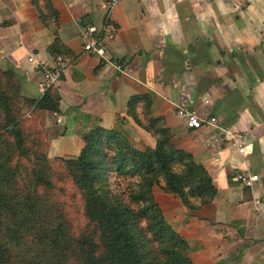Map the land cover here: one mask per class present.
<instances>
[{"label":"crops","instance_id":"crops-1","mask_svg":"<svg viewBox=\"0 0 264 264\" xmlns=\"http://www.w3.org/2000/svg\"><path fill=\"white\" fill-rule=\"evenodd\" d=\"M48 1L56 29L31 0H0V25L11 22L0 26V69L14 72L23 96L39 98L55 41L69 64L54 87L58 112L43 125L47 157L77 159L96 129L154 150L155 139L132 118L143 108L216 190L208 204L180 208V236L195 264H264V0H120L110 17V64L84 53L78 38V20L101 27L107 0ZM178 108L215 117L218 126L188 130ZM240 145H251V154H240ZM238 173L260 182L245 188Z\"/></svg>","mask_w":264,"mask_h":264},{"label":"rangeland","instance_id":"rangeland-1","mask_svg":"<svg viewBox=\"0 0 264 264\" xmlns=\"http://www.w3.org/2000/svg\"><path fill=\"white\" fill-rule=\"evenodd\" d=\"M39 1L42 2L43 24L56 29L55 13L46 5L45 0ZM4 80L8 79L5 77ZM15 80L20 84L18 77L15 76ZM8 92L10 106L8 117L15 121L22 145L20 149L16 148L19 140L9 133V120L0 109V192L17 196L19 199L14 201V204H18L19 208H16V211L13 209L14 214L23 212L28 216L22 217L21 221L24 224L16 228L17 220L9 218L11 207L0 212V264H82L81 244L89 241L97 243L99 236L85 214L83 193L74 184L68 167L63 162L68 159L60 158L59 161L48 158L44 155L45 144L44 146L42 143L41 146L39 144L41 136L43 137V125L46 120L52 121V112L35 110L27 102L35 99L23 96L21 86L20 91L9 87ZM51 95L56 96L55 90H52ZM137 114L135 118L142 126H148L153 132L160 130L159 123L155 125L146 110L139 108ZM169 133L170 144L175 147L176 139ZM124 139L126 144L133 148V141ZM236 141L238 139H232L233 144H236ZM103 143L102 150L111 160L116 154V148ZM235 147H238L237 144ZM133 149L141 153L147 151ZM171 168L180 177H185L186 168L182 163L174 161ZM37 171L40 179L41 177L43 179L41 182L36 181L34 172ZM148 176L149 179H153L151 175L145 177ZM153 181L149 195L160 212L165 228L169 231L158 225L155 227V220L151 224L153 232L148 231L149 222L141 216L137 224L146 237L150 256L155 257L158 264H169L170 259L163 254V249L169 246L175 251H180V246L174 244L170 236L175 234L182 238L180 208L187 207L178 195L167 191L163 175L158 174L157 180ZM194 187L192 180L185 177L184 197L191 206L200 203V199L194 193ZM106 191L115 202L126 205L137 214L149 211L150 201L147 203L141 201V198L148 197L146 182L141 179V174L132 171L130 167H123L121 172L114 170L110 172L106 178ZM147 217H152V214H147ZM9 229L13 232H9ZM155 232L156 236L153 235ZM186 254L191 264H195L192 253L190 254L189 243Z\"/></svg>","mask_w":264,"mask_h":264},{"label":"trees","instance_id":"trees-1","mask_svg":"<svg viewBox=\"0 0 264 264\" xmlns=\"http://www.w3.org/2000/svg\"><path fill=\"white\" fill-rule=\"evenodd\" d=\"M45 1L46 5L55 13L50 2L48 0ZM31 3L43 23L42 2L39 0H31ZM0 26L9 27L11 26V22H3ZM60 49L58 42L55 41L51 47V51L55 56H62ZM15 76L11 70L2 71L0 69V109L4 111L5 116L9 120L8 125L10 124V126L8 131L14 138L19 140L16 148L20 149L22 145L20 132L17 129V125L14 124L15 121L8 117L10 113L8 88H16L20 91L21 86L15 80ZM5 77L8 80H4ZM52 90H55V88H50L42 97L36 100H27V102L35 110L56 113L58 112L59 96L56 90V96H52ZM135 117L132 116L135 124L155 139L156 147L154 150H147L141 153L129 147L125 139L119 134L113 131L96 129L85 136L84 148L77 159L63 161L68 167V173L74 184L83 193L85 214L95 226L99 236L97 243L89 241L81 244L80 253L82 264H158L157 259L148 253L146 237L142 230L138 228L137 224L139 216H141L149 222L148 231L151 230L153 232V226L151 225L154 222L153 220L156 221L154 222L155 227L158 225L162 229L169 231L165 228L160 212L156 209L151 195H149L154 184L153 179L157 180L158 174L163 175L165 178L167 191L178 195L186 204L184 206L187 209L196 210L200 206L208 204L216 195V190L212 186L211 179L206 171L202 167L194 164L190 154L177 150L170 144L168 136L169 130L162 126L160 120H154L155 125L159 123L160 130L153 132L148 129V126H142L141 122H138ZM43 139L44 133L39 142L40 146L41 143L44 146ZM103 142L116 148V154L111 160L108 159L102 150ZM54 160L61 161L60 158H55ZM174 161L183 164L186 168L185 177L192 180L195 184L194 193L200 199V203L197 206H191L185 201V194L183 192L185 177H180V175L172 171L171 166ZM122 166L124 168L130 167L132 171L138 172L141 174V179L146 182L148 197L141 198V201L143 203L150 201L149 211L137 214L126 205L117 203L112 197L108 196L106 191V178L113 170L121 172L123 169ZM34 173H36V181L41 182L42 177L40 179L39 172ZM147 175L153 176V179H149V176L145 177ZM18 199L15 195L11 196L0 192V212L3 209L8 210L11 207L9 218L11 220H17L18 224H15L16 228H19L20 224H24L21 221L22 217L28 216L23 212L14 214L13 209L16 211V208H19V205L14 204V201H18ZM147 214H152V217L148 218ZM12 229H9V232L12 233ZM153 235L156 236V232ZM170 238L174 244L180 246V251H175L169 248V246L164 247L163 254L169 257V264H191L186 254V241L175 234H172Z\"/></svg>","mask_w":264,"mask_h":264},{"label":"built area","instance_id":"built-area-1","mask_svg":"<svg viewBox=\"0 0 264 264\" xmlns=\"http://www.w3.org/2000/svg\"><path fill=\"white\" fill-rule=\"evenodd\" d=\"M120 0H107L99 7L104 12V21L100 28L93 25L81 24L78 20L79 33L78 38L82 44L84 53L91 54L106 63L111 62L107 56L106 48L116 38V31L110 22V17L114 8L118 5ZM29 63L33 62V55L28 59ZM110 64V63H109ZM118 72H121V66L117 63H112ZM69 68L68 62L60 55L54 58V65L43 69V78L38 83L39 98L42 97L50 88L64 77ZM207 103V102H205ZM176 115L184 121L185 127L188 130L198 131L202 128H216L218 121L215 117L208 114H199L194 110H187L178 108ZM237 144L240 141H236ZM239 153L243 156L251 154V145H240ZM235 180L243 185L245 188L253 189L254 186L260 182V176L252 173H238L235 174Z\"/></svg>","mask_w":264,"mask_h":264}]
</instances>
